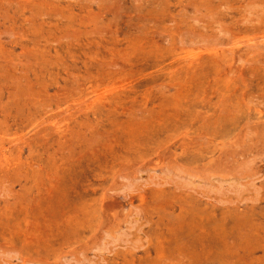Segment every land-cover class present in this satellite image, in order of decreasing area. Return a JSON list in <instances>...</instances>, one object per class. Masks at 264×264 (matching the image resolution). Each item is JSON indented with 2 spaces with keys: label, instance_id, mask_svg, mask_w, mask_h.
Segmentation results:
<instances>
[{
  "label": "rangeland",
  "instance_id": "obj_1",
  "mask_svg": "<svg viewBox=\"0 0 264 264\" xmlns=\"http://www.w3.org/2000/svg\"><path fill=\"white\" fill-rule=\"evenodd\" d=\"M0 264H264V0H0Z\"/></svg>",
  "mask_w": 264,
  "mask_h": 264
},
{
  "label": "bare ground",
  "instance_id": "obj_2",
  "mask_svg": "<svg viewBox=\"0 0 264 264\" xmlns=\"http://www.w3.org/2000/svg\"><path fill=\"white\" fill-rule=\"evenodd\" d=\"M8 159V158H7Z\"/></svg>",
  "mask_w": 264,
  "mask_h": 264
}]
</instances>
